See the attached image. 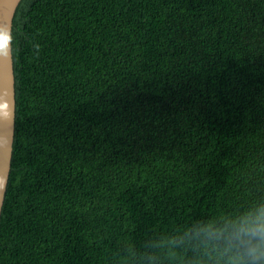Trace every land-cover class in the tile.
Masks as SVG:
<instances>
[{"label":"trees","instance_id":"16d2710c","mask_svg":"<svg viewBox=\"0 0 264 264\" xmlns=\"http://www.w3.org/2000/svg\"><path fill=\"white\" fill-rule=\"evenodd\" d=\"M15 10L0 264H120L264 191V0Z\"/></svg>","mask_w":264,"mask_h":264},{"label":"clouds","instance_id":"9594fccd","mask_svg":"<svg viewBox=\"0 0 264 264\" xmlns=\"http://www.w3.org/2000/svg\"><path fill=\"white\" fill-rule=\"evenodd\" d=\"M20 0H0V57L7 58L15 39L11 23ZM37 52L39 44L34 45ZM13 108L10 96L0 98V122L6 125L2 157L11 145ZM3 175H0L2 177ZM0 195L3 182L0 180ZM120 264H264V191L244 206L193 218L149 237L139 251L129 250Z\"/></svg>","mask_w":264,"mask_h":264},{"label":"water","instance_id":"95a60500","mask_svg":"<svg viewBox=\"0 0 264 264\" xmlns=\"http://www.w3.org/2000/svg\"><path fill=\"white\" fill-rule=\"evenodd\" d=\"M15 9L13 10L11 23L13 21V17L16 11ZM0 23H3L2 13H0ZM9 96L11 98L12 108H13V118L11 123V145L7 156L2 157V151H0V175H3L2 177H0V180H2L3 182V195H0V213L3 205L6 185L10 171L12 144H13V136H14V124H15V113H14L15 90H14L12 49H10L9 56L7 58L0 57V98L7 99ZM6 130H7L6 125L3 122H0V148H2V141L6 133Z\"/></svg>","mask_w":264,"mask_h":264},{"label":"bare ground","instance_id":"6f19581e","mask_svg":"<svg viewBox=\"0 0 264 264\" xmlns=\"http://www.w3.org/2000/svg\"><path fill=\"white\" fill-rule=\"evenodd\" d=\"M14 144V143H13ZM12 156V155H11ZM10 166H11V164H10Z\"/></svg>","mask_w":264,"mask_h":264}]
</instances>
